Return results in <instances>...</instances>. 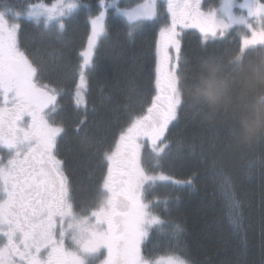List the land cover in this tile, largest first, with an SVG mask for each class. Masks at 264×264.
<instances>
[{
    "label": "snow or ice",
    "instance_id": "6c2138e0",
    "mask_svg": "<svg viewBox=\"0 0 264 264\" xmlns=\"http://www.w3.org/2000/svg\"><path fill=\"white\" fill-rule=\"evenodd\" d=\"M81 6V0H37L15 17L43 19L45 27L56 23L62 31L65 19ZM165 8L163 18L159 0L119 9L129 24L160 21L161 26L148 87L138 110L126 106L127 122L102 154L101 205L87 216L76 214L69 178L56 154L63 128L46 116L48 109L56 110L62 89L38 81L37 69L20 47V23H10L0 11V148L11 153L6 164L0 163V264H86L85 257L102 249L100 264H188L174 251L153 255L147 249L152 233L166 223L154 209L160 203L166 207L167 201L152 196L151 190L161 183L192 184L191 178L166 173L161 159L168 153L170 125L182 104V35L197 30L202 46L231 35L240 59L249 50L264 48V0H220L207 11L201 0H165ZM89 22L74 73L78 107H86L88 74L96 69L94 57L107 35L106 12L101 10ZM181 231L173 225L174 236Z\"/></svg>",
    "mask_w": 264,
    "mask_h": 264
},
{
    "label": "trees",
    "instance_id": "16d2710c",
    "mask_svg": "<svg viewBox=\"0 0 264 264\" xmlns=\"http://www.w3.org/2000/svg\"><path fill=\"white\" fill-rule=\"evenodd\" d=\"M110 1L101 5L100 0H81L82 6L65 19L62 31L56 23L45 27L43 20L23 17L18 21L20 47L37 69L38 81L62 89L53 114V121L63 128L57 154L69 178L74 210L80 214L101 204L102 154L128 119L127 103L114 112L107 102L119 99L125 81L137 72L142 74L143 90L148 87L146 77L153 64L160 26L153 22L134 32L106 8ZM35 2L0 0V11L5 15L16 11L23 14ZM101 10L106 12L107 35L94 57L96 69L88 74L86 107H78L74 101L78 52L86 44L90 17ZM236 47L231 35L203 46L200 34L194 31L182 37L184 56ZM138 102L131 107L138 110ZM183 123L170 125L168 136L178 134L192 141L193 154H166L163 170L180 179L191 178L192 184H161L151 190L150 194L161 202L167 201V206L160 203L154 209L166 223L152 233L148 251L153 255L174 251L188 264H264V149L247 164L235 163L227 175L213 174L202 162L198 145L202 144L209 157L215 155L210 151L212 140L223 133L219 129L185 127ZM177 224L182 229L178 238L173 235V225Z\"/></svg>",
    "mask_w": 264,
    "mask_h": 264
},
{
    "label": "clouds",
    "instance_id": "9594fccd",
    "mask_svg": "<svg viewBox=\"0 0 264 264\" xmlns=\"http://www.w3.org/2000/svg\"><path fill=\"white\" fill-rule=\"evenodd\" d=\"M236 56V49L185 56L179 71L182 104L175 122L223 133L212 140L215 155L209 157L198 145L202 162L213 174L227 175L235 163L247 164L264 149V48ZM142 84L141 73L129 77L119 99L107 102L110 110L119 112L125 103L135 106ZM167 139L169 156L193 154L192 141L178 134Z\"/></svg>",
    "mask_w": 264,
    "mask_h": 264
},
{
    "label": "rangeland",
    "instance_id": "374dc122",
    "mask_svg": "<svg viewBox=\"0 0 264 264\" xmlns=\"http://www.w3.org/2000/svg\"><path fill=\"white\" fill-rule=\"evenodd\" d=\"M117 2L118 3H115V4L113 3V0L108 2L107 5H106V8H108L109 10H112L114 15H116L119 18H121L127 25H129L133 29L134 32H138V31L142 30L145 26L153 23V22H146V24L144 26L137 25V24H129L127 22V20L120 14L119 9H123V8L132 9V8H135L139 4L144 3L145 0H117ZM219 3H220V0H217V2L214 3V4L211 3L209 0H206V1L203 0L201 2L202 10L207 11L208 9L216 8L219 5ZM160 6H162V8H163L160 11V16H161V18H163L164 16H166L165 3L164 4H160ZM232 10L236 14H240V12H241V9H239L238 7H234ZM6 17L9 20L10 23L11 22L12 23H17L18 22L16 17H15V14H7ZM21 18H23V16ZM41 20H43V19H41ZM154 23H159L160 24V21H157V22H154ZM160 26H161V24H160ZM188 31H194V32L199 34V32L197 30H195V29H188V30H185L183 35L186 32H188ZM183 35H182V37H183ZM6 158H7V154L4 153L3 148H0V163L6 164ZM145 162L147 163V157L145 158ZM161 184H163V183H161ZM161 184H159V185H161ZM159 185H157L154 189L160 187ZM154 189H152V190H154ZM100 202H101V200H100ZM76 214L79 215V216H87L88 215V213L86 215H83V214H80V213H76ZM69 246L71 247V243L70 242H69ZM104 256H105V251L102 249L100 251V253H98L95 256L85 257L86 264H100V261L104 258Z\"/></svg>",
    "mask_w": 264,
    "mask_h": 264
},
{
    "label": "flooded vegetation",
    "instance_id": "af4514ba",
    "mask_svg": "<svg viewBox=\"0 0 264 264\" xmlns=\"http://www.w3.org/2000/svg\"><path fill=\"white\" fill-rule=\"evenodd\" d=\"M53 114H54V112H53V110L52 109H48L47 111H46V116H47V118H48V120H49V122L51 123V124H53V125H57V126H59L58 124H55L54 122H53ZM60 139H61V135L58 137V139H57V148H58V142L60 141ZM57 148H56V154H57ZM3 151H4V153L5 154H7V158H6V162L8 161V159H10V157H11V153L8 151V150H6V149H3ZM57 156H58V154H57ZM59 158V157H58ZM66 173V172H65ZM67 175V174H66ZM70 190H71V188H70ZM71 200H72V198H71Z\"/></svg>",
    "mask_w": 264,
    "mask_h": 264
}]
</instances>
